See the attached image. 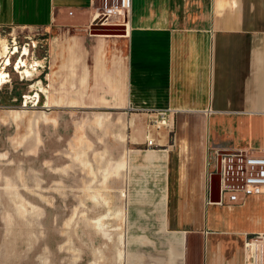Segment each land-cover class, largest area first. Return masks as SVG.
Masks as SVG:
<instances>
[{
  "label": "crops",
  "instance_id": "1",
  "mask_svg": "<svg viewBox=\"0 0 264 264\" xmlns=\"http://www.w3.org/2000/svg\"><path fill=\"white\" fill-rule=\"evenodd\" d=\"M98 5L0 0V34L41 29L51 61L33 66L49 72L25 75H42L33 87L47 107L84 111L83 125L116 143L86 151L113 156L90 168L89 191L99 201L113 184L123 204L122 263L264 264V195L210 201L221 152L264 150V0H132L126 36L91 35ZM149 110L173 111L154 146Z\"/></svg>",
  "mask_w": 264,
  "mask_h": 264
},
{
  "label": "rangeland",
  "instance_id": "2",
  "mask_svg": "<svg viewBox=\"0 0 264 264\" xmlns=\"http://www.w3.org/2000/svg\"><path fill=\"white\" fill-rule=\"evenodd\" d=\"M98 4L103 7L104 1ZM10 34H0V47L7 48L0 59L7 80L0 85V264H123L118 242L123 204L113 184H106L99 201L91 200L89 191L92 179L100 178L90 168L97 171L103 166L100 157L105 163L113 156L86 151H110L116 143L104 144L102 134L91 133L83 125L84 111L47 107L48 95L33 87L42 75H25L26 68L49 72L44 65L33 66L35 55L46 57V66L51 61L50 43L37 42L42 31ZM13 50L29 55L9 56ZM54 96L62 99L63 91Z\"/></svg>",
  "mask_w": 264,
  "mask_h": 264
},
{
  "label": "built area",
  "instance_id": "3",
  "mask_svg": "<svg viewBox=\"0 0 264 264\" xmlns=\"http://www.w3.org/2000/svg\"><path fill=\"white\" fill-rule=\"evenodd\" d=\"M104 1L103 7L98 8V16L95 24L98 26L121 25L128 28L130 14L132 11V0H101ZM17 30H29L26 28H13L12 34ZM41 33V29H35ZM12 42L16 44V39ZM25 49V48H24ZM22 49V50H24ZM9 56L19 55V59L27 56L24 52L17 50L8 52ZM8 57V55L6 56ZM19 61L16 62V64ZM18 66V64L16 65ZM23 66H19L21 70ZM17 71V69L15 70ZM20 80L23 81V72H19ZM7 82V81H6ZM147 124V145L154 146L156 136H160L162 130H172L170 116L172 110H149ZM220 179V203L225 199L229 202H236L240 197L248 198L251 196L264 195V150H236L221 152L219 156ZM263 242L264 236H258L255 244ZM253 246V245H252Z\"/></svg>",
  "mask_w": 264,
  "mask_h": 264
},
{
  "label": "water",
  "instance_id": "4",
  "mask_svg": "<svg viewBox=\"0 0 264 264\" xmlns=\"http://www.w3.org/2000/svg\"><path fill=\"white\" fill-rule=\"evenodd\" d=\"M93 36H126L127 30L122 26H98L91 27ZM219 171V169H218ZM220 179L218 172L211 176V198L212 203H220Z\"/></svg>",
  "mask_w": 264,
  "mask_h": 264
}]
</instances>
